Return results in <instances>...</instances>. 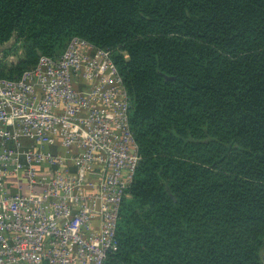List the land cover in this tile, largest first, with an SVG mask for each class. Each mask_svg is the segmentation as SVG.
<instances>
[{
  "label": "trees",
  "instance_id": "1",
  "mask_svg": "<svg viewBox=\"0 0 264 264\" xmlns=\"http://www.w3.org/2000/svg\"><path fill=\"white\" fill-rule=\"evenodd\" d=\"M74 35L110 50L140 155L104 264H264V0H0V77Z\"/></svg>",
  "mask_w": 264,
  "mask_h": 264
},
{
  "label": "built area",
  "instance_id": "2",
  "mask_svg": "<svg viewBox=\"0 0 264 264\" xmlns=\"http://www.w3.org/2000/svg\"><path fill=\"white\" fill-rule=\"evenodd\" d=\"M110 50L74 35L0 77V264H104L140 155Z\"/></svg>",
  "mask_w": 264,
  "mask_h": 264
},
{
  "label": "rangeland",
  "instance_id": "3",
  "mask_svg": "<svg viewBox=\"0 0 264 264\" xmlns=\"http://www.w3.org/2000/svg\"><path fill=\"white\" fill-rule=\"evenodd\" d=\"M20 51L21 49H18L16 53L10 54V56H8V61H15L20 54Z\"/></svg>",
  "mask_w": 264,
  "mask_h": 264
}]
</instances>
